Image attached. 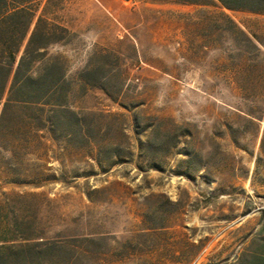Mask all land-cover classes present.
Instances as JSON below:
<instances>
[{"label": "rangeland", "instance_id": "1", "mask_svg": "<svg viewBox=\"0 0 264 264\" xmlns=\"http://www.w3.org/2000/svg\"><path fill=\"white\" fill-rule=\"evenodd\" d=\"M220 10L176 0H40L38 15L69 31L47 53L62 57L72 105L84 116L121 114L126 125L135 114L161 133L173 122L178 144L160 170L135 156L126 162L123 147L116 158L47 144L23 167L45 186L0 182L2 191L42 194L34 208L48 219L40 227L104 236L116 249L126 243L128 264H237L264 237L263 123L239 110L259 114L264 98L237 94L245 48L214 15ZM225 13L257 35L264 56V16ZM259 64L264 72V57ZM126 132L135 154L133 127ZM160 224L165 231L151 229Z\"/></svg>", "mask_w": 264, "mask_h": 264}, {"label": "trees", "instance_id": "2", "mask_svg": "<svg viewBox=\"0 0 264 264\" xmlns=\"http://www.w3.org/2000/svg\"><path fill=\"white\" fill-rule=\"evenodd\" d=\"M176 1L208 7L218 4L221 10L214 15L224 19L228 31L240 36L245 48L240 52L242 62L235 68L234 76L245 80L246 85L237 84L235 90L251 101L263 99L264 72L259 68L264 57L262 43L257 35L239 28L225 11L264 16V0ZM39 2L0 0V182L17 187L45 186L37 181L40 177H25L23 167L38 148L47 144L58 145L63 153L92 150L96 156L111 152L116 158L122 156L123 147L126 162L135 156L144 160L148 169L160 170L163 164L167 165L178 144L173 122L167 132L161 133L153 123L141 127L135 114L126 125L119 120L121 114L84 116L72 105V82L62 57L47 53L51 45L63 42L69 31L50 22L43 13L38 15ZM239 111L263 123L257 164L264 167V111ZM146 120L159 121L150 116ZM128 126L134 129L135 154L130 149ZM109 132L112 136L105 140L103 134ZM41 172L39 175L43 176ZM0 189V264H128V244H120L121 249H116L109 246L104 236L43 229L39 224L48 217H39L34 208L42 194L5 193ZM166 228L160 224L151 229L163 232ZM237 264H264V237L252 240L239 255Z\"/></svg>", "mask_w": 264, "mask_h": 264}]
</instances>
